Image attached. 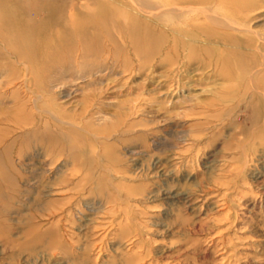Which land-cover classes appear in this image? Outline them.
<instances>
[{
	"label": "rangeland",
	"instance_id": "rangeland-1",
	"mask_svg": "<svg viewBox=\"0 0 264 264\" xmlns=\"http://www.w3.org/2000/svg\"><path fill=\"white\" fill-rule=\"evenodd\" d=\"M149 1L0 0V264H264V2Z\"/></svg>",
	"mask_w": 264,
	"mask_h": 264
},
{
	"label": "bare ground",
	"instance_id": "bare-ground-1",
	"mask_svg": "<svg viewBox=\"0 0 264 264\" xmlns=\"http://www.w3.org/2000/svg\"><path fill=\"white\" fill-rule=\"evenodd\" d=\"M132 2H134L143 12H145V14L157 17L158 19H160L161 21H164L165 23L171 22L176 15L179 12V8H174V7H169V8H162V7H158L155 4L151 3L149 0H132ZM264 2V0H263ZM242 4H239V7L241 8ZM71 7V6H70ZM29 10V9H28ZM196 10V9H195ZM72 11V10H71ZM40 13V12H39ZM209 17V16H206ZM31 18V17H30ZM72 19V17H71ZM227 21V20H226ZM259 21V20H258ZM227 27V26H226ZM13 28V27H12ZM17 29V28H16ZM18 30V29H17ZM184 30V29H183ZM20 32V31H18ZM20 34V33H19ZM57 36V35H55ZM260 40V39H259ZM264 40V39H263ZM198 43V42H197ZM200 43V42H199ZM256 48V47H255ZM260 51H264V45H260ZM259 51V52H260ZM261 52V53H262ZM260 53V54H261ZM200 54V53H199ZM263 55V54H262ZM261 55V56H262ZM164 58V57H163ZM263 61V62H262ZM261 62L255 63L252 66H250L253 70H258L256 73L251 74V80L252 82H254L253 87L258 88L260 85L264 84V74L259 75L260 71L264 70V58L262 59ZM242 66H245V64L242 63ZM248 67V66H246ZM257 67V68H256ZM254 70V71H255ZM248 74V72H245V70L238 72V76H241L242 74ZM243 76V75H242ZM230 78V77H229ZM250 79V77H248V80ZM242 88V87H241ZM263 88V87H262ZM259 89V88H258ZM262 90V89H260ZM257 91V90H256ZM259 93V91H258ZM263 94V92H261ZM260 93V95H261ZM264 96V95H263ZM227 98V97H226Z\"/></svg>",
	"mask_w": 264,
	"mask_h": 264
}]
</instances>
